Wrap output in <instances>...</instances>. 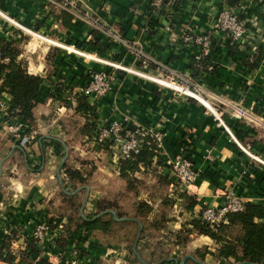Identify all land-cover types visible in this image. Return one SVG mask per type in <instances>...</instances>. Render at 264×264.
<instances>
[{
    "label": "crops",
    "instance_id": "0c3cea01",
    "mask_svg": "<svg viewBox=\"0 0 264 264\" xmlns=\"http://www.w3.org/2000/svg\"><path fill=\"white\" fill-rule=\"evenodd\" d=\"M70 4H74L77 13ZM225 8H231L249 23L248 39L234 42L226 33L212 31L211 50L206 56L194 40L186 38L196 39L208 33ZM79 13L89 14L107 29L119 32L125 45L113 43ZM12 21L33 34L16 28ZM94 30L99 31V42L108 46L103 57L98 55L101 61L120 64L146 76L118 72L109 95L97 102L87 99L91 113L96 114L95 122L127 118L136 126L166 135L159 149L161 162L157 164L155 158L152 169L169 182L164 190L173 204L166 213L165 227L139 241V258L149 262L153 252L161 247L169 253L168 264H181L197 251L204 253V264H244L237 252L228 260L219 259L220 244L210 237L193 232L189 242L181 245L178 235L189 222L200 219L203 209L220 205L224 193L233 187L246 204L264 207V165L243 152L202 103L161 87L152 79L166 80L175 72L200 84L203 97L239 143L264 161V2L252 0H179L158 16L150 12L149 0H0V41L16 44L21 49L18 61L27 65L30 75L43 79L34 112L36 124L26 123L28 134L36 135L27 148L3 130L0 111V264H129L125 245L107 236L83 233L87 239L79 247L78 238L68 231L66 218L47 241L37 242L40 257L30 255L28 248L36 227L57 216L55 209L62 205L61 194L69 191L64 190L63 184L65 164L81 169L82 161H95L96 170L90 185L85 187L82 214H94L97 202L113 197L124 184L118 147L110 143L98 149L93 135L79 132L90 125L91 113L87 118L77 111L76 100L69 101L72 105L67 107L51 97L58 83L67 87L73 84L70 91L84 87L81 74L85 71L89 76L112 71L94 59L97 52L87 46L76 47L90 43ZM131 45L150 54L157 63L143 67L133 57ZM65 47H74L87 57L69 53ZM55 51L60 54L54 58ZM258 57L256 69L245 67V63ZM206 59L210 62L207 70L202 64ZM5 78V74H0V102L17 116L20 109L3 88ZM230 105L250 109L255 120L235 119ZM180 157L191 160L197 173L189 189L179 183L171 167V162ZM140 170L138 179L147 171L143 166ZM155 179L146 175L147 183L159 190L161 184ZM185 196L197 202L193 209ZM137 201L149 202V193L141 191ZM159 205L157 202L153 206L149 221L161 213ZM187 228L192 229L190 225ZM64 239L67 243L61 247Z\"/></svg>",
    "mask_w": 264,
    "mask_h": 264
},
{
    "label": "trees",
    "instance_id": "16d2710c",
    "mask_svg": "<svg viewBox=\"0 0 264 264\" xmlns=\"http://www.w3.org/2000/svg\"><path fill=\"white\" fill-rule=\"evenodd\" d=\"M231 4L234 5L235 2H231ZM98 36L99 31L94 30V39L90 43L77 44L76 47L83 49L87 46V48L103 57L108 46L102 45ZM0 45L3 59L8 60L0 63V74L6 75L3 88L20 109L17 117L25 123L35 125L34 112L38 105L43 79L30 75L27 65L22 61H18L21 49L16 44L0 41ZM54 53L53 57L56 54L58 55L59 52L55 51ZM259 62L260 57L255 58V60L245 63V67L254 70ZM209 63L207 59L202 61L206 70L208 67L206 65H209ZM216 71L215 68L214 73ZM57 78H59V75ZM81 78L85 80L83 86L86 87L89 84L90 76L85 71L81 74ZM72 85L67 87L62 83H58L51 92V97L65 106L71 107L72 104L65 100V93L71 90ZM76 102L78 103L76 110L83 112L89 118L88 114L93 109L87 99L76 97ZM70 126L75 128V125ZM94 130V125L90 124L82 127L79 132L81 135H94ZM155 158H158L157 164H159L161 157L158 146L152 144L151 146L146 145L140 155H133L130 159L121 161L120 177L124 180V184L113 197L98 201L97 210L94 214H82L81 209L83 207V197L86 194L85 187L90 185L91 178L96 170L95 161H82L83 167L81 169H74L65 164L66 179L63 184L64 190L69 188V191L67 193L62 192V205L55 209L57 216L47 219L46 223L53 230L60 225L63 218H66L68 220V231L71 236L74 235L78 238L79 247L87 239V237L82 236L83 233L86 236L97 233L107 236L115 242L122 243L127 249L126 260L129 264H168L166 260L169 253L161 247L153 252L152 260L145 263L139 258L135 250L137 239L141 241L165 227L166 213L173 204L164 190L165 185H168L169 182L157 175L155 169H152ZM140 166L147 170L146 175L151 174L153 178H156L155 181L161 184L159 190H154L153 185L147 183L145 174L140 179L136 178V174L141 173ZM148 170H150V173H148ZM141 191L149 193V202L137 201ZM184 198L189 202L190 209L196 206L197 202L191 197L185 196ZM157 202H160L161 213L154 221H149L148 215ZM188 225L192 229H188ZM193 232L210 237L219 243L220 248L217 251V257L221 260H228L240 253L244 264H264V207L246 204L243 212L230 215L228 224L221 225L218 228H213L200 219L193 220L185 225L178 235L179 243L186 245L189 242V235ZM66 243L67 239L62 240L61 247H64ZM28 248L31 252L30 255L41 256L42 252L38 249L37 241L34 238L28 241ZM78 249L83 251L82 248ZM30 255L27 254L26 256L29 257ZM5 260L11 262L12 258H6ZM203 260L204 253L197 251L194 256L189 257L187 264H204ZM41 263L43 264V261Z\"/></svg>",
    "mask_w": 264,
    "mask_h": 264
},
{
    "label": "built area",
    "instance_id": "2783aa9c",
    "mask_svg": "<svg viewBox=\"0 0 264 264\" xmlns=\"http://www.w3.org/2000/svg\"><path fill=\"white\" fill-rule=\"evenodd\" d=\"M51 3H55L58 0H47ZM65 1V0H63ZM228 1V0H227ZM257 2H264V0H252ZM179 0H149L150 12L153 15L158 16L161 12L165 10L167 6H175ZM72 10L76 12L74 4H70ZM80 17L92 25L95 29L105 32L117 45L124 44L125 41L122 35L115 31L110 30L100 24L99 19L94 18L89 14H80ZM13 25L29 34H33L31 31L12 21ZM213 32H223L226 33L233 39L234 42H245L248 39L249 34V23L246 20H242L231 8L223 9L217 16L212 25V28L208 33L203 34L201 37L192 39L190 37L186 38L187 41H193L202 48L204 55H209L211 50V34ZM69 53L80 57H87L80 50L71 47L64 48ZM129 49L138 63L143 67H149L154 65L156 60L147 54L142 49H139L133 45L129 46ZM99 54L95 55V60L103 64L108 65L111 68V72H95L90 74L89 84L86 87L80 89L68 91L65 93V100L74 102L76 97H85L90 101L97 102L98 100L109 95L113 90V85L117 81V73L123 72L127 74H133L138 77L146 78L144 74L137 71H133L124 67L120 64L103 62L98 58ZM200 57L197 58V61ZM7 59H3L1 45H0V63L7 62ZM154 83L160 85L161 87L167 88L178 95L185 96L194 99L202 103L209 113L217 117L219 126H222L227 133H229L231 140L239 146V148L245 152L252 160L258 161L264 165V161L260 160L258 157L252 155L247 148H244L231 131L226 127L222 117L215 108H213L208 101L203 97L201 90L202 86L198 83L193 82L191 79H184L179 74L173 72L166 80L152 79ZM58 101V100H57ZM224 102V101H223ZM225 103V102H224ZM232 109V115L235 119L241 121L253 122L255 120L252 111L243 106L230 105ZM0 111L3 114V130L11 136V138L17 142L21 147L27 148L34 140L35 134H28V128L25 121L21 120L14 115L11 111L7 109L2 102H0ZM61 111V109H60ZM91 113V112H90ZM93 115V113L91 114ZM90 124L94 125V142L95 147L102 149L104 146L113 143L119 149V155L121 161L130 159L133 155H140L146 145L151 146L155 144L158 146V151L162 147L166 135L163 132H158L152 128L136 126L129 122V119H109L104 118L99 123L91 121ZM132 127V128H130ZM171 167L174 174L177 176L179 183L190 188L194 185L197 179V173L195 167L191 160L186 157L176 158L171 162ZM245 200L238 193L236 189L231 188L227 190L223 195V201L220 205L216 207H206L201 212L200 220L209 224L213 228H218L221 225L228 224V217L235 213H240L245 210ZM62 229V227H60ZM52 229L46 223V221L41 222L35 229L33 233V238L40 244L47 241L52 233ZM39 264V263H36Z\"/></svg>",
    "mask_w": 264,
    "mask_h": 264
},
{
    "label": "water",
    "instance_id": "95a60500",
    "mask_svg": "<svg viewBox=\"0 0 264 264\" xmlns=\"http://www.w3.org/2000/svg\"><path fill=\"white\" fill-rule=\"evenodd\" d=\"M138 242H139V239H137V241H136V244H135V250L137 249ZM187 259H188V257H186V258L181 262V264H185L186 261H187Z\"/></svg>",
    "mask_w": 264,
    "mask_h": 264
},
{
    "label": "rangeland",
    "instance_id": "374dc122",
    "mask_svg": "<svg viewBox=\"0 0 264 264\" xmlns=\"http://www.w3.org/2000/svg\"><path fill=\"white\" fill-rule=\"evenodd\" d=\"M91 114H92V113H91ZM90 119H91V121H93V123H94L95 121H97L96 114L91 115ZM91 125H92V124H91ZM131 238H132V235H131Z\"/></svg>",
    "mask_w": 264,
    "mask_h": 264
}]
</instances>
